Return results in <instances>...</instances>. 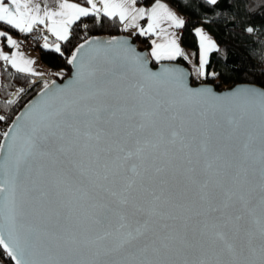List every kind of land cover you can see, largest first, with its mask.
Wrapping results in <instances>:
<instances>
[{
    "label": "snow or ice",
    "instance_id": "6c2138e0",
    "mask_svg": "<svg viewBox=\"0 0 264 264\" xmlns=\"http://www.w3.org/2000/svg\"><path fill=\"white\" fill-rule=\"evenodd\" d=\"M206 3L216 5L218 0H206ZM85 4L87 6L58 0L57 10L47 7L42 10L37 0H0V38H6L9 48H18L6 28L26 34L39 24L46 25L47 31L58 41H67L72 25L81 18L95 17L99 21L103 15L113 21L118 18L124 31L136 29L140 36L157 37L160 43L151 42V55L157 62L181 56L188 59L176 33L168 30L183 28L185 21L160 0H155L149 8L137 7V0H85ZM144 19L147 25L141 27L139 22ZM165 23L167 28L163 27ZM247 31L251 33L253 29ZM195 35L199 39L196 73L199 78H205L209 54L220 49L201 28L195 30ZM85 44H81L68 60L75 68L74 78L55 90L45 83L44 98L28 116L35 113L39 119L31 124H18L7 145V153L0 157V172L5 177L0 181V218L8 225L7 240L0 234V246L4 251L16 264H37L29 257L46 244L71 256L91 257L73 259L66 264H168L150 256L160 257L172 251L200 252L202 258L191 264H243L234 256L237 247L243 251L256 243L260 264H264V139L260 147L259 215L252 221L254 228L248 226L247 217L255 216L256 205L228 186L236 182L239 172L235 177L225 173L213 183L207 175V169L213 167L211 162L203 174H198L195 168L190 169L193 184L199 185V200L207 204L205 218L198 221L191 232H177L166 223L158 224L157 217L169 216L165 206L170 201L162 200L161 195L145 186L152 182V176L145 175L150 168L148 161L154 163L167 156L175 145L183 149L196 146L203 153L209 151L207 133L199 145H196L195 136L182 134L185 132L183 113L199 109L200 114L206 116L209 110L235 106L244 110L257 108L264 119V90L242 88L228 96H219L206 85L189 88L183 73L176 69L165 67L161 72H152L147 61L125 40L112 38L95 43L86 41ZM43 47H49L47 37ZM54 50L60 52V45H55ZM101 53L112 65L103 73V81L118 75L127 79V85L118 93L103 91L106 97L101 101L103 107H96L88 102L98 100L102 94V78L98 77L95 63ZM0 61L17 72L39 75L32 68L34 61L25 59L17 51L11 55L0 51ZM207 75L215 77L217 74ZM170 85L182 90L179 99L164 98ZM57 100L63 102L62 106H56ZM4 119L0 115V121ZM177 120L181 122L180 130H175ZM4 135L7 137L8 133ZM102 138L115 148L100 147ZM4 147L0 143V149ZM248 147L246 144L245 149ZM36 158L50 160L56 168L51 173V188L64 185L67 190L74 188L81 200L103 201L99 205L92 203L93 211L85 214L67 235L53 233L45 240L32 229L23 233L17 231V182L22 172H31ZM113 158L121 161L115 168L108 163ZM10 162L14 166L11 173L8 170ZM155 171L161 173L164 169L157 167ZM145 193L152 197L147 208L138 203ZM56 194L61 193L57 191ZM209 253L213 258H204ZM184 264L190 262L184 261Z\"/></svg>",
    "mask_w": 264,
    "mask_h": 264
},
{
    "label": "water",
    "instance_id": "95a60500",
    "mask_svg": "<svg viewBox=\"0 0 264 264\" xmlns=\"http://www.w3.org/2000/svg\"><path fill=\"white\" fill-rule=\"evenodd\" d=\"M112 38L117 40H125L135 49L136 53L140 54L146 61L147 67L152 72H161L163 68H173L182 72L184 75V82L189 88H200L208 86L214 93L219 96H228L230 93L242 88H255L257 90H264L261 87L252 84H237L230 88L217 90L208 84H200L192 82L189 68L185 65L176 63L175 61L163 62L155 64L151 67V61L148 58L145 49L136 46L134 39L131 36L117 35L116 37H89L84 42L77 45L69 56L71 58L73 52L86 41H108ZM88 50V45L85 44V51ZM111 56V53L107 54ZM67 60V63H68ZM96 67L98 68V77L102 78L101 90L102 94L96 101H89L88 103L103 107L101 101L106 97L103 91L108 93H118L127 85V79L120 76H112L108 81H103V73L110 70L112 65L105 60V54L101 53L96 60ZM70 74L61 82L53 80L48 83L49 89L55 90L63 88L75 76V68L68 63ZM45 80L46 77L40 78ZM169 93L164 97L165 99H179L182 90L174 85L169 86ZM45 86L42 90L32 96V98L22 106V109L12 118V122L6 127L4 133H8L5 137L2 134L0 143L4 144V149H0V157L7 153V145L11 142L12 135L17 131V125L31 124L39 119L38 115L32 113L28 118L29 113L38 103L44 98ZM62 101L57 100L56 106H62ZM213 111L216 114L213 115ZM184 130L182 134H188L196 137V145H199L204 139V134L210 136L208 142L209 151L203 153L194 146L192 149H183L181 145L177 144L172 147L167 156L153 161L149 160V171L145 173L146 176H152L151 184L145 186L150 191L155 192L156 195H161L162 200L167 199L170 204L165 206V211L169 216L160 219L156 218L158 224H168L171 229L177 232L189 231L197 227V222L205 218L207 212V204L199 200V185L193 184V173L190 169L195 168L198 174H203L207 168V164L211 162L213 167L207 169V175L213 183L224 177L228 173L230 177H235L239 172V178L234 183L228 186L237 191L238 195L244 196L245 199L251 200L256 205L255 216H248V226L253 227L252 221L259 215V198H260V147L262 133H264V119H262L259 109L248 108L246 110L233 107H225L222 110H209L206 116L200 114L198 109L193 113H183ZM233 121V123H229ZM180 120L174 122L175 130H180ZM83 127V125H82ZM106 127V126H105ZM95 132V127L92 129ZM168 132H166V135ZM92 143H95L93 141ZM249 145L245 149V145ZM19 146V141H18ZM111 146L115 148L114 144H110L106 139L101 140L100 147L106 148ZM91 154V150H89ZM116 153H113L115 157ZM219 157L218 159L216 157ZM109 166L115 168L121 161L113 158L109 162ZM13 164L8 165L9 173L13 170ZM162 167L164 169L161 173H156L155 169ZM56 171L50 160H41L36 158L33 161L32 170L30 173H21V179L16 186V205H17V231L23 233L28 229L39 232L41 236L47 240L53 233L57 235H67L68 232L74 230L77 223L82 221L85 214L93 211L92 203L97 205L102 204L103 201H84L81 200L80 194L75 189L67 190L64 185H60L58 189L50 187L51 173ZM4 173L0 172V181L4 179ZM10 178V176H9ZM161 180L164 181L163 185ZM60 192L58 196L56 193ZM152 197L144 194V197L138 201L145 208L149 207V201ZM5 211V215H6ZM63 230H67L63 231ZM0 234L7 240L8 225L5 219L0 218ZM51 249V250H50ZM12 264H16L0 246ZM234 256L243 264H260V253L256 243L251 247L245 248L243 251L237 247ZM153 260L167 261L168 264H184V261L194 262L202 258V254L198 251L188 253L172 251L160 257L150 256ZM212 259L209 253L206 257ZM37 264H66L67 261L73 259H91V257H76L68 255L62 251H57L54 245H45L36 249L34 254L29 257Z\"/></svg>",
    "mask_w": 264,
    "mask_h": 264
},
{
    "label": "trees",
    "instance_id": "16d2710c",
    "mask_svg": "<svg viewBox=\"0 0 264 264\" xmlns=\"http://www.w3.org/2000/svg\"><path fill=\"white\" fill-rule=\"evenodd\" d=\"M69 1L86 6L85 0ZM154 2L155 0H137V5L146 7ZM160 2L170 5L182 15L185 25L178 29L177 36L180 46L189 50L193 57L198 52L197 38L194 35L197 26H201L220 49L209 54L206 77L198 80L191 76L192 82L208 84L217 90L237 84H252L264 89V0H218L216 5H209L206 0H160ZM121 26L118 18L113 21L101 15L97 21L95 17H83L72 25L69 39L61 43L60 52L53 49H34L38 50L41 63L50 70L51 75L45 80L17 73L10 65L1 63L0 115L5 119L0 121V140L12 118L34 94L43 89L45 83L53 80L61 82L70 74L67 60L77 45L89 37H116L121 34ZM248 28H252L253 31L249 33ZM6 31L13 32L11 28H6ZM131 37L136 46L148 51L149 36L135 33ZM148 58L151 67H154L157 62ZM174 61L188 68L183 58L178 57ZM213 72L217 74L215 77L207 75ZM0 264H12L2 250Z\"/></svg>",
    "mask_w": 264,
    "mask_h": 264
},
{
    "label": "crops",
    "instance_id": "0c3cea01",
    "mask_svg": "<svg viewBox=\"0 0 264 264\" xmlns=\"http://www.w3.org/2000/svg\"><path fill=\"white\" fill-rule=\"evenodd\" d=\"M37 2L41 5V8H42V10H43V8L44 7H47L48 9H50V10H57V8H58V0H37ZM68 2L69 3H75V2H73V1H69L68 0ZM82 6H84V5H82ZM87 6V5H86ZM99 6V5H98ZM151 6V5H150ZM150 6H148V8L150 7ZM171 9H173L172 7H171ZM43 14V11H41V15ZM81 19H83V18H81ZM78 22V21H77ZM47 23V22H46ZM13 30V32H10V31H7L8 32V34L9 35H11L12 36V38L14 39V40H16V42H17V45H18V48H16L17 49V51L20 53V52H23L22 51V49H21V40H22V36L25 34V33H20L19 31H17V30H14V29H12ZM33 30L34 31H37V32H41V33H43L44 34V36L45 37H47V41H48V44H49V47L48 48H44L43 47V45H41V47H39V48H44V49H49V50H54L55 49V45H57V44H59V45H61V43L63 42V41H58L57 39H56V37L54 36V35H52L50 32H48L47 31V28H46V25H39V24H37V25H35L34 26V28H33ZM135 33H137V32H135V30L134 29H132V34H131V36L133 35V34H135ZM14 49L15 48H9L8 47V45H7V43H6V38H0V51H3V52H5V54H7V55H11L12 54V52L14 51ZM35 51H38V50H35ZM38 53V52H37ZM20 54H22L23 56L24 55H26V56H28V58L27 59H29V60H32V61H34V63H33V65H32V68L34 69V71L36 72V73H38L39 75H33V76H37V77H49L51 74H50V70H49V68L45 65V64H43V63H41V61L37 58V57H35V54L33 55V54H31V53H20ZM39 54V53H38ZM186 55V54H185ZM193 56V55H192ZM191 56V57H192ZM148 57H151V55L149 54L148 55ZM178 58V57H177ZM179 58H183V60L186 62V64H187V66H188V68H189V70H190V73H192V68H191V66H190V63L188 64V59L187 60H185L184 59V57L183 56H181V57H179ZM167 62H171V61H173V60H166ZM1 63H5L4 61H0V64ZM157 63H159V62H157ZM11 66V65H10ZM13 69V68H12ZM0 70H1V66H0ZM15 72H17L15 69H13ZM17 73H20V72H17ZM24 74H28V73H24ZM28 75H31V74H28ZM191 76H192V74H191ZM0 82H1V77H0Z\"/></svg>",
    "mask_w": 264,
    "mask_h": 264
},
{
    "label": "rangeland",
    "instance_id": "374dc122",
    "mask_svg": "<svg viewBox=\"0 0 264 264\" xmlns=\"http://www.w3.org/2000/svg\"><path fill=\"white\" fill-rule=\"evenodd\" d=\"M137 7H139L138 5H136ZM169 8H170V10L171 11H173L176 15H177V17L178 18H181V19H183V17H182V15L181 14H178L174 9H171V6L170 5H167ZM151 7V6H150ZM145 8H148V6H146ZM140 25H141V27H146V25H147V20L146 19H144V20H141L140 22ZM163 27H168L167 26V24L165 23L164 25H163ZM197 28H201L202 29V27L201 26H197L195 29H194V35H195V30L197 29ZM135 30V32H137V30L136 29H134ZM170 32H172V31H174L175 33H176V35H177V31H178V29H173V28H169L168 29ZM203 30V29H202ZM138 33V32H137ZM150 37V47H149V49H148V51H147V53H148V55L150 54L151 55V49H152V40H156L157 41V43H160L161 41L157 38V37H155V36H149ZM177 38H178V40H179V37L177 36ZM196 38H197V46H198V52H197V55L195 56V57H193L192 56V54L189 52V50H187V49H185V48H183V46H180L182 49H183V51H184V53L187 55V57H188V64L190 63V66H191V68H192V77H194V78H198V80H201V79H203V78H199L198 77V75H197V73H196V69L199 67V39H198V37L196 36ZM211 38V37H210ZM21 47V46H20ZM21 49H22V47H21ZM14 51H17V49L15 48L14 49ZM22 51L24 52V53H26L23 49H22ZM18 52V51H17ZM23 52H20V53H23ZM28 53V52H27ZM29 53H31V54H35V57H37L39 60H40V58H39V54L37 53V51H35V50H30V52ZM192 56V57H191ZM25 59H27L28 58V56H26V55H24L23 56ZM151 59H153L154 61H156L153 57H152V55H151V57H150ZM161 61H163V62H167L166 60H161ZM174 61V60H173ZM157 62V61H156ZM160 62V61H159Z\"/></svg>",
    "mask_w": 264,
    "mask_h": 264
},
{
    "label": "built area",
    "instance_id": "2783aa9c",
    "mask_svg": "<svg viewBox=\"0 0 264 264\" xmlns=\"http://www.w3.org/2000/svg\"><path fill=\"white\" fill-rule=\"evenodd\" d=\"M120 28H121L120 29L121 35L131 36L132 29H130L129 31H124L122 26ZM44 42H45L44 34L33 30L32 32L26 33L22 36L21 47L27 53L30 52V50H34L41 47V45H43ZM199 83L203 84L201 82Z\"/></svg>",
    "mask_w": 264,
    "mask_h": 264
}]
</instances>
